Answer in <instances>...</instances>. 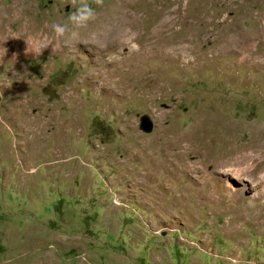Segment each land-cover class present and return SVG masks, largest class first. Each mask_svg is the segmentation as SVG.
Segmentation results:
<instances>
[{"label": "rangeland", "instance_id": "obj_1", "mask_svg": "<svg viewBox=\"0 0 264 264\" xmlns=\"http://www.w3.org/2000/svg\"><path fill=\"white\" fill-rule=\"evenodd\" d=\"M122 1L0 0V264H264V0Z\"/></svg>", "mask_w": 264, "mask_h": 264}, {"label": "clouds", "instance_id": "obj_2", "mask_svg": "<svg viewBox=\"0 0 264 264\" xmlns=\"http://www.w3.org/2000/svg\"><path fill=\"white\" fill-rule=\"evenodd\" d=\"M71 3L75 6V11L69 16L68 23H54L51 26L57 40L68 33L75 35L78 30L86 28L89 22L95 19V9L92 5L102 7L104 0H71Z\"/></svg>", "mask_w": 264, "mask_h": 264}, {"label": "bare ground", "instance_id": "obj_3", "mask_svg": "<svg viewBox=\"0 0 264 264\" xmlns=\"http://www.w3.org/2000/svg\"><path fill=\"white\" fill-rule=\"evenodd\" d=\"M231 1V0H230ZM121 2V1H120ZM120 5V6H119ZM129 6V4H126L125 3V1L123 0L122 1V3H119L118 5H116L115 7H114V9H111V11H109L106 15H107V18L110 20V19H112L113 17H118L121 13L122 14H124V13H126L127 11H126V8ZM110 7V6H109ZM119 8V11H117V9ZM121 8H122V11H121ZM1 16V15H0ZM126 16V15H125ZM96 20H98V19H96ZM103 20V19H102ZM108 21V20H107ZM123 21V20H122ZM126 21V20H125ZM95 22V21H94ZM97 22V21H96ZM105 22V21H104ZM127 22V21H126ZM111 23V22H110ZM121 23H123V22H121ZM112 24V23H111ZM113 25H116V24H113ZM118 25V24H117ZM119 26V25H118ZM100 27H101V25H100ZM109 27V26H108ZM42 28H44V27H42ZM102 28V27H101ZM106 28V27H105ZM121 28H123V27H121ZM125 28V27H124ZM123 28V29H124ZM100 29V28H99ZM107 29V28H106ZM113 29V28H112ZM84 30V29H83ZM95 30H96V28H95ZM108 30V29H107ZM115 30H116V28H115ZM126 30V29H125ZM41 31H43V30H41ZM87 31V30H86ZM124 31V30H123ZM122 31V29H121V32H123ZM128 31V30H127ZM126 31V32H127ZM5 32V31H4ZM106 32V31H105ZM121 32H120V34H121ZM79 33V32H78ZM84 33V32H83ZM109 33V32H108ZM117 33V32H116ZM115 33V34H116ZM24 34L25 35H28V42H29V44L30 45H33L34 43H35V38H37V37H40V36H43L42 35V33H34V31H26V32H24ZM100 34V33H99ZM114 34V33H113ZM126 34V33H125ZM129 34H130V32H129ZM9 35H11V34H9ZM24 35V36H25ZM85 35V34H84ZM105 35H107V34H105ZM128 35V34H127ZM153 35V34H152ZM152 35L150 36V37H152ZM76 36H78V34L76 35ZM88 36V35H87ZM161 36V35H160ZM11 37L13 38V37H15V36H13V35H11ZM104 37V36H103ZM112 37H115V36H112ZM120 37V36H119ZM132 37V36H131ZM158 37V36H157ZM42 38V37H41ZM155 38V37H154ZM161 38V37H160ZM159 38V39H160ZM3 39V38H2ZM39 39V38H38ZM112 39V38H111ZM115 39H117V37L115 38ZM135 39V38H134ZM5 40H6V42H10V39L8 38V36H6V38H5ZM12 40V39H11ZM86 40V39H85ZM158 40V39H157ZM16 41V40H15ZM114 39H112V42H111V44L108 46V48H107V50H109V49H111V48H113V50H114V48L117 46V44L119 43V46H120V44H127L126 43V41H131V40H129V38H122V39H119V41L118 40H115L114 42ZM116 41H118L117 43H116ZM2 42H3V40H2ZM96 42V41H95ZM154 42V41H153ZM101 43V42H100ZM152 43V42H151ZM155 43V42H154ZM3 43H1V45H2ZM28 44V45H29ZM157 44V43H156ZM62 45V44H61ZM12 46V45H11ZM12 47H14L15 48V46H12ZM11 47V48H12ZM22 47V46H21ZM20 47V48H21ZM106 47V46H105ZM118 48V47H117ZM116 49V48H115ZM12 50V49H11ZM65 50V49H64ZM104 50V49H103ZM106 50V49H105ZM110 51V50H109ZM111 52V51H110ZM109 52V53H110ZM12 53V52H11ZM16 53V52H15ZM108 53V52H107ZM18 54V53H17ZM10 55H12V57L14 56V54H10ZM2 56V55H1ZM109 77V76H108ZM259 165V164H258ZM260 166V165H259ZM258 168V167H257ZM254 171V170H253Z\"/></svg>", "mask_w": 264, "mask_h": 264}, {"label": "water", "instance_id": "obj_4", "mask_svg": "<svg viewBox=\"0 0 264 264\" xmlns=\"http://www.w3.org/2000/svg\"><path fill=\"white\" fill-rule=\"evenodd\" d=\"M139 128L145 133H150L153 130L154 124L148 115L144 114L139 118Z\"/></svg>", "mask_w": 264, "mask_h": 264}]
</instances>
